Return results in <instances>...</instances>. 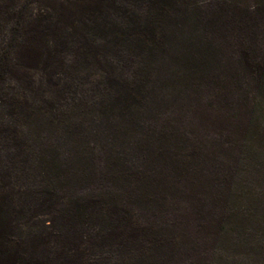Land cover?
I'll return each instance as SVG.
<instances>
[{
    "label": "rangeland",
    "instance_id": "374dc122",
    "mask_svg": "<svg viewBox=\"0 0 264 264\" xmlns=\"http://www.w3.org/2000/svg\"><path fill=\"white\" fill-rule=\"evenodd\" d=\"M245 2L201 0L206 26L147 0H0V46L17 21L24 38L0 221L26 264H264V11Z\"/></svg>",
    "mask_w": 264,
    "mask_h": 264
},
{
    "label": "trees",
    "instance_id": "16d2710c",
    "mask_svg": "<svg viewBox=\"0 0 264 264\" xmlns=\"http://www.w3.org/2000/svg\"><path fill=\"white\" fill-rule=\"evenodd\" d=\"M75 3L72 5L81 7L83 4L84 7L90 8L93 11V14H103L106 8V4L109 2H114V0H73ZM149 5L155 6V10L162 15L168 16L170 14H181L184 16H188L189 14H198V22L204 23L206 26L211 24V16L207 15L206 12L201 11V0H147ZM246 0H242V12H248L250 7L245 2ZM255 5L252 7L253 11L259 12L264 11V0H253ZM245 3V6H244ZM244 6V8H243ZM72 10V9H71ZM74 11L71 12L73 14ZM145 19L148 22V25L145 28L146 32L154 33L155 27L152 24V18L154 17L152 13V9L145 12ZM21 20V17L20 19ZM20 25V22L17 21L16 25H12L9 32V37L7 39V43L5 42L0 46V84L9 79L13 74H18L21 69V64L14 62L13 52L11 47L13 43H18V46L23 45L24 38L17 37V29ZM145 31H141L143 33ZM20 39V41H19ZM19 41V42H18ZM31 45V44H30ZM264 78V74L261 76ZM1 102V100H0ZM15 106L13 103L12 107ZM21 110H25L26 107L29 109L27 105H20ZM18 131V130H17ZM19 132V131H18ZM2 208L0 207V214ZM2 217V216H1ZM0 217V218H1ZM21 253L14 249L13 241L10 240V234H8L6 229V221H0V264H26L22 260Z\"/></svg>",
    "mask_w": 264,
    "mask_h": 264
}]
</instances>
